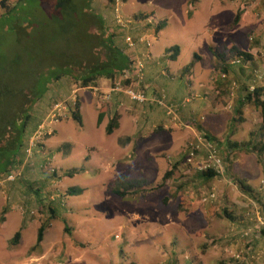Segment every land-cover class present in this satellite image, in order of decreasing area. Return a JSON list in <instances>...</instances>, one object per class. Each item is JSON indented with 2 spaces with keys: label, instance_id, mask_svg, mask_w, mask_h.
<instances>
[{
  "label": "rangeland",
  "instance_id": "obj_1",
  "mask_svg": "<svg viewBox=\"0 0 264 264\" xmlns=\"http://www.w3.org/2000/svg\"><path fill=\"white\" fill-rule=\"evenodd\" d=\"M17 2L18 0H10L12 4ZM174 2L175 12L172 13V18H168L164 31L170 32L171 35L160 43L162 47L176 44L181 50L176 62L169 63L171 70L186 66L191 51H201L200 44L204 35L199 30L202 25H197V20L194 21L193 18L187 19L184 14V0H157L154 4L158 5L160 13H164L163 6L166 7L170 3L172 5ZM154 4L148 0H139V3L126 0V6L121 8V11L126 17H130V13L144 12ZM171 5L169 10L173 9ZM249 6L253 8L250 18L252 17L257 27L262 26L264 21L261 20L260 11L264 10V0ZM115 7V2L111 4L104 0H22L12 21L1 17L3 11L0 9V79L4 82L0 84V90L5 92L6 87L12 88L8 82L12 78H17V85L22 91L30 86L36 76L49 78L47 81L41 78L36 82L39 92L46 91L44 97L31 109L22 163L18 167L19 175L11 183H0V194H3L0 197V208L5 205V201L12 199L9 193L4 192L6 184H22L20 193L24 194L27 190L25 193H32L31 196L35 197L27 207L16 204L15 211L4 214V208L0 211V264H100L104 261V256L112 259L115 264H264V246L255 248L260 240L264 242V164H258V159H254L252 153L242 151L231 154L221 145L230 126L233 132L238 129L239 138L244 142L248 141V132L258 128L259 115L249 108L246 119L250 122L242 124V113L240 110L237 113L238 108L236 109L232 98L241 87L230 75L228 82V74L224 71L219 70L212 77L214 80L227 81L229 85L221 96L222 111L217 119V127H208L211 133L218 135L214 137L219 143L218 146L211 142L217 151L216 159L219 160V168L214 178L205 180L200 176L202 172L199 168L207 161V150L199 140L201 139L203 144L208 141L198 132L191 138L183 132L185 135L183 134L180 153L166 158L169 164L167 172L172 170V175L163 183L160 174L156 176L155 183L128 185L124 182H132L131 179H135L137 173L138 178L143 176V173L138 172V167L131 165L128 176H123L122 172L115 175V169L104 173L98 169V164L89 160L91 155L99 156L103 148L116 144L117 138L122 136V130L119 129L109 136L104 130L106 121L102 127L97 126L98 93L95 95L94 87L78 89L69 77L63 76L58 81L52 78L61 71L59 67L66 66L71 72L77 73L84 72L92 64L100 62L104 49L103 40L100 38L104 35L106 37L107 32L109 34L113 28L114 46L128 57L132 63L129 71L132 70L133 61L136 59L131 60L129 56L132 48L124 42V30H116ZM92 14L94 16H91ZM101 14L103 16L98 18L107 29H104L103 35L99 32L103 29L97 18ZM136 16L131 19L142 23V16ZM201 18L206 21L202 14L197 15V19ZM218 19L215 14L210 21L215 24L224 21L222 18ZM183 25L187 30H192L193 34L184 32ZM10 27L14 29L12 32L8 31ZM195 29L198 30L194 31ZM262 48L264 50V43ZM232 56L235 54L225 55L227 66L233 65L237 70L246 68V64L242 62L230 63L234 59ZM145 58L138 59L146 64ZM200 65V62H196L193 71ZM218 72L224 73L226 79H220ZM122 76L121 74L115 79ZM98 81L100 83L108 80L100 78ZM109 81L106 84H109ZM25 96L28 97L27 94ZM27 97H21V101H30ZM77 101L81 126L71 117ZM165 102L168 103V99ZM98 105L99 109L104 107L99 103ZM56 106L64 109L58 121L50 127L51 134L40 140L36 151L25 152L28 141L37 128H46L47 117ZM178 106L180 107L179 104ZM192 144L198 146L199 150L189 159L188 152ZM112 150L117 151L115 145ZM236 156H242V165L236 162ZM142 157L144 161V154ZM251 159L256 166L254 169L248 165V161L253 165ZM103 162L106 163V160ZM123 166L127 168L126 164ZM143 168L144 166L141 167ZM28 169L44 176V181L26 182L24 172ZM118 169L125 170L121 167ZM71 170L81 172L73 177H65L66 172ZM234 174L249 180L256 177L254 184H247L252 190L250 196L243 194L234 184L235 180H242ZM111 176L114 180L111 184L99 185L103 177ZM60 178L63 188L59 187ZM66 188H79L82 194L68 196ZM116 191H125L126 196L120 198L115 194ZM211 192L215 194L214 199L202 202L201 196ZM82 207L86 222L92 228L91 238L83 241L75 235L72 237L70 219L67 218L68 215L83 216V213L76 211ZM29 222L33 223L25 224ZM41 225L48 227L47 233L43 235L44 242L51 241L55 245L53 253L60 252V257L57 254L48 257L46 253H41V243L36 246L38 228ZM24 226L26 229H23ZM64 227L69 231H65ZM15 232H19L21 236L18 245L11 243ZM156 236H162V240H155H159L156 246L165 242L163 247L158 248L154 246L155 243L151 245ZM257 239L259 242H256ZM141 240L146 243L139 242ZM251 242L257 243L253 244L254 249L251 248ZM96 243L99 244L98 248L101 247L103 257L99 255L100 252L93 253ZM173 243L178 246H173ZM124 246L129 249L124 251ZM62 247L86 251L77 252L76 257H64V251L60 250ZM47 249L48 247L44 252ZM87 252L95 254L96 257L90 258Z\"/></svg>",
  "mask_w": 264,
  "mask_h": 264
},
{
  "label": "crops",
  "instance_id": "obj_2",
  "mask_svg": "<svg viewBox=\"0 0 264 264\" xmlns=\"http://www.w3.org/2000/svg\"><path fill=\"white\" fill-rule=\"evenodd\" d=\"M134 1L139 3V0ZM148 1L149 3L152 2L153 4L157 3V0ZM189 2L190 0H184V4H186L184 14L187 15V19L193 18L194 21L197 20V25H202V28L199 30H201L204 35L203 39H201L202 43L200 44L201 51L196 52L193 50L188 55L189 57L187 59V65L192 64V67L188 70H185L187 65L175 70H171L170 68L169 63L171 61L176 62L177 58L181 54V50L176 44L168 47H162L160 45L162 40L171 35L170 32L164 31L168 18H172V13L175 12V2L172 3V5L170 3L166 7L163 6L164 13H160L158 5L154 4L152 7L145 9L144 12H132L130 13V17H127L132 18L136 15H141L143 20L149 16L154 20V26H145L144 28L142 24L145 22L143 21L140 23L138 20H136L140 24H134L127 29H124V34H129L133 38L136 37V39L143 37L149 44V46H146L145 43H137L134 49H130L131 54L129 55L131 60H134V58L138 59L147 56L145 58L147 61L145 64V77L142 88L149 97L163 92L170 103H178L180 107L178 106L177 116L174 117V119H171L166 115L164 109L149 104L138 106L137 104L128 101V99L122 94L114 95L113 98H111L109 102L105 103L104 107L101 109H99L100 107L97 103L99 111L98 116L101 118L100 124L97 126L99 128L102 127L106 121V128L111 118L116 115L118 117L117 127L110 135H113L115 131L121 129L122 136H119L117 138L116 144H114L117 149L116 152H113L112 147L114 145L111 144L110 146L112 147L103 148L100 153L101 155L99 154V156H96L93 154L89 160L94 161L96 165L98 164V169L102 170L104 173H110V170L115 169V175H118L122 172L123 176H128L130 175L128 172L131 170V165L138 167V172L143 173V176L138 178L139 176L137 173V177L135 179H131L132 182L125 181V184L129 185V183L132 184L136 182L141 183V185L143 183L146 185L155 183L157 182L155 181L157 180L156 176L160 174L162 176L160 178L161 180L167 170H169V164L167 163L166 158H168L169 155L172 156L174 153L175 155L180 153L179 149L183 146L184 133L186 134H184L185 136L191 138L194 136L195 132H198L197 127L200 126L205 132H208L212 136L215 135L208 130V127L211 129H215L217 127V119L221 115L220 111H222L221 96L224 95L229 88V75L231 78L234 77L233 79L238 81L239 86L241 87L240 90H237L236 93L233 94L232 98L234 99L236 109L238 108L237 113L239 110L242 113V124L246 125L247 122H250V120L248 121L246 119L249 108L253 109V112L258 114L253 106L251 107L249 104H247V102L244 101V97L246 96V89H248L249 86L264 88V76L262 79H258L256 77L257 73H260L261 68L264 67V50L262 48L264 43V23L262 25L263 27L261 25L260 27H257L253 22L252 17L250 18L252 12L251 10L253 8L252 6H249L250 3H248V0H196L192 7L189 6ZM170 5L173 9L169 10ZM115 6L121 11V8L126 6V0H115ZM238 12L240 13L239 22L237 25L232 26V21ZM260 13L262 17L264 10L260 11ZM121 14L126 17V14L124 15L122 11ZM199 14H202L204 17H206V21H204L202 18L197 19V15ZM215 14L216 18H219L218 20H221L222 18L225 22L223 21L224 23L221 22V24L212 23L210 20L215 16ZM146 15L148 16L144 17ZM100 16L102 17L103 15L101 14ZM261 20L263 21L262 18ZM115 26L116 30L119 31L120 28L116 25V23ZM158 26L161 29L157 30L156 28ZM184 27L185 25H183L184 32L193 34L192 30H187ZM197 30L198 29H195L194 31ZM111 31L115 32V28H113ZM177 31H179V28ZM178 40L181 39L178 38ZM125 46L126 45L123 47L126 48ZM175 48L178 49L176 53L173 52ZM235 50L246 52L250 55L251 58L246 61V68L237 70L233 67L225 66L223 70V64H220L219 60L216 58L215 52L223 53L225 58V55L235 53ZM172 56L174 58H172ZM196 62H200L201 65L195 71H193ZM219 70H222L228 74V82L212 79V77L216 75L217 71ZM108 81H103L100 83L97 81L93 90L107 93L112 85L111 81H109V84H106ZM258 123H260V119L257 116V126ZM230 142H235L238 144L244 142V140L238 137V129L235 130L233 135L230 137ZM224 147L227 148L225 144ZM229 152L233 154L240 151L229 150ZM142 154L145 156L144 161ZM121 155L124 159L119 158ZM255 157L256 155L253 156L254 159ZM104 159L106 160V163L103 162ZM127 159H129V161ZM242 159V156H236V162H238L239 165H242ZM248 160H250V158ZM257 163L259 164L258 160ZM124 164L127 165L126 169L123 166ZM248 165L253 169L256 167L254 162L252 165V163L248 161ZM142 166H144L143 169H141ZM119 167L125 170L118 169ZM24 174L26 175V177H24L27 180L26 182H37L38 180L44 181L45 178L35 170L31 169L25 170ZM76 175L77 174L73 176ZM234 175L235 177H238L236 174ZM113 176H111V178L103 177L99 182V185L101 184L106 186L111 184L112 181H114ZM61 179L62 178L59 180V187H62ZM241 179L244 180L246 184L252 185L255 183L256 177H252L250 180L246 179V177ZM20 187H22V184H6L4 192L6 191L9 193V196L12 199L10 201L3 200L5 201V205L0 208V211L2 208L5 209V213L9 211H15L16 204L27 207L31 201L35 199V197L31 196L32 193H30V195L25 193L27 190L24 192V194H21ZM2 195L0 194V197ZM76 211L83 213V216H67V218L70 219V232L72 233V237L75 235L76 238L81 241L88 240L91 238L92 228L86 222L84 207L77 208ZM17 220L19 221L18 218ZM157 221L161 222L159 220ZM33 222L25 224L29 225ZM166 222L167 221L165 219V225ZM21 225H23L22 222ZM25 227L26 226H24L23 229H26ZM47 228L48 227L46 226L43 235L47 233ZM162 236L164 238V234ZM162 236H156V238L151 242V245L155 243L154 246H156V242L159 243V240L156 242L155 240L157 238L162 240ZM258 239L256 242H259ZM20 240L21 236L18 240V244ZM139 242L143 244L146 243V241L142 240ZM163 243L160 246L163 247ZM253 244L256 245L257 243H250L251 248L254 249ZM41 245V253H46V256L48 257L51 254H57L60 257V252L53 253V248H55V245L51 243V241L44 242L43 237ZM157 245L158 246L156 247L160 248L159 244ZM175 245L176 243H173V246ZM98 246L99 244L96 243V249L93 253L100 252L99 255L103 257L104 255L101 252V247L98 248ZM173 246L172 248H175ZM263 246L264 242L263 240H260V243L258 246L256 245L255 248ZM47 247V251L44 252L45 248ZM127 249L129 248L127 247ZM127 249L124 246V251H127ZM60 250L64 251V257H70L72 255L76 257L78 256V254H76L77 252L86 251L85 249H68L67 247H62ZM90 252H87V254H90L89 257L94 259L96 257L95 254ZM103 259L104 261H102L100 264H115L112 259L105 258V256Z\"/></svg>",
  "mask_w": 264,
  "mask_h": 264
},
{
  "label": "trees",
  "instance_id": "obj_3",
  "mask_svg": "<svg viewBox=\"0 0 264 264\" xmlns=\"http://www.w3.org/2000/svg\"><path fill=\"white\" fill-rule=\"evenodd\" d=\"M16 1V0H15ZM22 0H18L16 4L10 3V0H0V9L3 11V14L1 17L8 18L12 21L13 15L17 12V6ZM107 3H114L115 0H105ZM196 0H190L189 6L192 7ZM90 13V12H89ZM91 16H94L93 14ZM101 17V16H97ZM140 16H136V18H139ZM143 18V17H142ZM99 22L101 24V35H103V32L107 30L100 18ZM240 19V13L238 12L233 21L232 26L237 25ZM105 29V30H104ZM157 30L161 29L159 26L156 28ZM14 29L10 27L8 31L12 32ZM107 32V31H106ZM113 31L100 38L103 44V58L100 62H96L91 65L90 68L87 70H84V72L80 71L77 73L71 72L66 66L60 68L61 70L59 74H56L53 76V80L58 81L63 76L69 77L72 83L77 88H89V87H95L96 82L100 78H105L107 80L113 81L115 78L119 75H123L125 72L129 71L131 68V62L128 59L126 55H124L117 47L114 46L113 41ZM99 39V41H100ZM98 41V42H99ZM89 45V44H88ZM178 49L175 48L173 52H177ZM216 53V58L219 60L220 64H223V70L224 67L227 66L225 64V58L223 53ZM236 53V54H235ZM235 56L241 60L242 63L246 64V61H248L251 57L246 52L235 50ZM172 58H174L172 56ZM63 64V63H61ZM233 65H230L229 67H232ZM192 67V64H189L186 66L185 70H188ZM14 74V73H11ZM224 74V73H223ZM9 75V74H8ZM7 75V76H8ZM7 76L5 78H7ZM35 77V76H34ZM36 76L33 79V82L30 84V86L25 89L21 90L18 87L17 78H12L8 82L12 85V88L8 89L5 88V92H2L0 90V180L9 174H15L19 172V166L22 163V151L25 148V137H26V127L27 124L31 118V109L32 106L39 102L45 94V91L39 92L36 89V82L39 81V79L43 78V80H48L46 76L38 77ZM11 78V77H9ZM47 78V79H46ZM51 79V78H50ZM0 84H4V82L0 79ZM124 84L128 85L129 80L124 82ZM6 86V85H5ZM28 95L30 101H21V97L25 98ZM158 95V94H157ZM154 95V96H157ZM27 97V98H28ZM244 101L247 102V104L253 106L255 110L258 112V117L260 119V123L258 124V128L252 132H249V139L248 141L244 143H235L230 142V137L233 135L232 126L229 127L228 134L223 140L222 147H224V144L227 146L228 150H238L240 152L245 151L247 153H252L256 155L258 162L264 164V88H257L254 87V89L249 92L246 89V96L244 97ZM28 102V103H27ZM170 103V102H169ZM173 104V103H172ZM155 107H158L156 105H152ZM75 110L71 113L72 119L81 126V118L79 116L78 107L79 103L78 101L75 103ZM160 108V107H158ZM178 111V110H177ZM177 111L175 115L177 116ZM166 113V112H165ZM117 120L118 117L114 115L111 120L108 122L105 132L107 135H110L113 130L117 127ZM101 118L98 116L97 124H100ZM197 131L203 136V138L208 141L212 142L219 146V143L217 141V138L209 134L208 132H205L202 127L198 126ZM79 170H71L66 172L65 177H72L75 174H80ZM216 170L209 169L202 173H200V176L205 178V180H210L214 178L216 174ZM172 175V170L166 172L162 178V183L165 182L170 176ZM161 183V184H162ZM234 184L238 187V189L245 195H251L252 190L251 188L245 183L244 180H235ZM137 185L141 186V183H134L132 186ZM160 186V185H159ZM82 190L79 188H69L67 190V195H81ZM115 194L119 196L120 198H123L126 196V192L122 191H116ZM2 213L4 214L5 211L2 210ZM45 226L41 225L38 229L37 237H36V246L39 245L42 242L43 239V232H44ZM65 231H69L67 227H65ZM264 234V230L262 232ZM20 238V234L15 233L14 238L12 240V244L16 245L18 243V240Z\"/></svg>",
  "mask_w": 264,
  "mask_h": 264
},
{
  "label": "built area",
  "instance_id": "obj_4",
  "mask_svg": "<svg viewBox=\"0 0 264 264\" xmlns=\"http://www.w3.org/2000/svg\"><path fill=\"white\" fill-rule=\"evenodd\" d=\"M260 1L261 0H248V3L255 5L259 3ZM120 13H121L120 10H118V8L116 7L114 9V20H115L116 25L120 29L124 30L130 27L131 25L140 24L135 19L124 17ZM262 19L264 21V13L262 14ZM143 21L145 22L144 24H142L144 27L148 25L154 26V22H153L154 20L150 16L145 18V20ZM124 42L129 48H132V49L135 48L137 43H145L146 46H149L148 42L144 40L143 37H139L135 39L129 34L125 35ZM145 57L147 56H144L143 58ZM232 57L234 59H232L230 63L232 62V64H239L241 62V60H239L236 56H232ZM133 63H134V66L132 65V70L125 72L122 78L115 79L107 93L98 92L97 90H94L95 95L96 93H98L97 94L98 103L101 105H104L105 103L109 102L111 98H113L114 95L122 94L124 97H126L130 102L134 104L156 105L164 109L167 116H169L171 119H174V117H176L175 113L178 110V105L175 106V104H172L169 102L166 103L165 100H167V98L164 93H159L157 96L149 97L146 94L145 90L142 88L144 77H145V64L140 59H136V61L135 62L133 61ZM218 74H219L218 77L220 79H226L225 74L219 73V72ZM263 76H264V67L261 68L260 73H257L256 77L258 79H262ZM128 80H129L128 85L121 82V81L126 82ZM232 87H234V84ZM253 89H254V86L248 87L249 92H251ZM63 109H64L63 107L56 106L52 110V112L47 117L46 128H42L41 126L37 128V130L34 132L32 137L29 139L25 152L33 153V151H36L35 149H38V145H40V140H42V138L45 135L51 134L50 127L52 126L54 122L58 121ZM199 143L202 145V147H205L207 150V161L205 164H202L203 166L202 168H199V170L201 172H204L209 169H214L217 171V169L219 168V160L216 159L217 151H216L215 146H213L210 142H204L203 144L201 139L199 140ZM190 147L191 148H189V152H188L189 159L194 157L196 152L199 150V147L196 145L194 146L192 144ZM18 175H19L18 173H15V174H9L7 176H4L1 179L0 183H3V182L11 183L15 181ZM214 195L215 194L213 192L203 194V196H201V201L202 202L212 201L214 199Z\"/></svg>",
  "mask_w": 264,
  "mask_h": 264
}]
</instances>
